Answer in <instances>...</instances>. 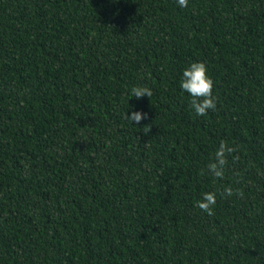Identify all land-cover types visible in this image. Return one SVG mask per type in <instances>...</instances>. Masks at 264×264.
Instances as JSON below:
<instances>
[{
	"label": "trees",
	"instance_id": "1",
	"mask_svg": "<svg viewBox=\"0 0 264 264\" xmlns=\"http://www.w3.org/2000/svg\"><path fill=\"white\" fill-rule=\"evenodd\" d=\"M0 264H264V0H0Z\"/></svg>",
	"mask_w": 264,
	"mask_h": 264
},
{
	"label": "clouds",
	"instance_id": "2",
	"mask_svg": "<svg viewBox=\"0 0 264 264\" xmlns=\"http://www.w3.org/2000/svg\"><path fill=\"white\" fill-rule=\"evenodd\" d=\"M178 5L181 8L188 7V0H177ZM213 80L208 75V69L204 62H192L182 72V78L180 80L181 89L188 93L190 96V107L194 111L196 116H205L209 110H216L217 98L213 95ZM137 99L147 96H152V90L147 86H134L131 88V97ZM124 118L131 123L139 122L142 119L147 118V113H141L134 111L130 116L124 114ZM144 134L147 135L150 130V125H144ZM238 149L229 145L228 142L221 140L218 148L216 149L214 156L206 165V168H202L201 175H210L215 180H223L225 177V170L229 162V157L233 161L239 159L237 153ZM222 195L224 197H231L233 195L243 198L244 192L240 188L234 189L231 185L224 186ZM216 203V193L205 192L202 198L197 201V207L205 212L207 215H214L213 206Z\"/></svg>",
	"mask_w": 264,
	"mask_h": 264
}]
</instances>
